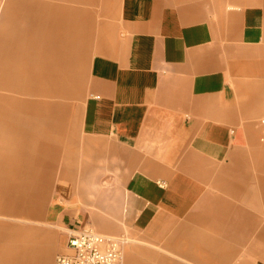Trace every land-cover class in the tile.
Masks as SVG:
<instances>
[{
  "label": "crops",
  "instance_id": "obj_1",
  "mask_svg": "<svg viewBox=\"0 0 264 264\" xmlns=\"http://www.w3.org/2000/svg\"><path fill=\"white\" fill-rule=\"evenodd\" d=\"M2 1L0 144L11 151L0 150V256L13 234L25 250L18 264H55L58 254L72 253L66 233L78 223L110 235H162L175 189H193L199 222H215L225 240L197 231L193 249L169 242L174 257L155 264H264L253 253L234 258L236 243L253 239L264 217L252 202L254 183L264 202V122L243 121L262 109L264 0H108L88 64L87 116L53 143L47 160L58 175L57 195L45 214L39 205L34 220L15 217L34 200L50 152L39 157L27 147L44 136L42 125L56 130L62 122L59 104L45 100L50 90H82L84 76L66 84L75 78L67 74V51L86 30L76 27L73 0ZM240 78L257 97L245 107L232 104L239 95L232 82ZM258 158L259 175L251 165ZM211 186L218 192L210 194ZM258 231L264 242V227ZM172 234L171 241L185 235Z\"/></svg>",
  "mask_w": 264,
  "mask_h": 264
},
{
  "label": "rangeland",
  "instance_id": "obj_2",
  "mask_svg": "<svg viewBox=\"0 0 264 264\" xmlns=\"http://www.w3.org/2000/svg\"><path fill=\"white\" fill-rule=\"evenodd\" d=\"M4 1L1 0V3ZM108 3V4H107ZM256 3V2H255ZM73 5L76 7V16L74 18V22L76 23V27L84 28L86 33L84 35L79 36V40L76 41V45L74 44L72 49L67 51V54L72 57L71 64L69 66V73L68 76L75 77L73 81L66 82L69 86H75L76 83H79L78 78L82 77L80 80L83 82V88L80 90L79 85L76 86V92L71 94L70 90H50L53 92L54 96L46 97L45 100L48 102L53 101L56 104H59L58 110L56 114H58L62 119L61 123L57 124V129H51L48 125H42L41 131L44 132V136L38 139L37 145H30L27 147V150L37 152L39 157H42V151L44 149L49 150L48 156L46 155V163L44 164V170H40V172L44 171V175H38L39 179L38 182L40 185L37 188H34L35 191L32 193L34 200L31 203L25 202L22 204V217H18V214H15V218H22L25 216L26 219H37L36 214L39 212V205H43V212L42 214L46 213L47 207L52 203L54 197L57 195L56 191V182L58 181V175H53L52 169V161L51 159L47 160V158H51L52 156V145L54 142L57 144L62 141L63 136L67 135L69 131L74 134L75 131H78L79 128L76 126L77 120L81 121L85 119L87 116V85H88V76H89V61H92L94 56L96 55V50L99 49L100 45V35H101V26L99 23L102 20L101 12L102 9L108 7L111 4V1L108 0H73ZM105 18V17H104ZM80 30V29H79ZM64 53V52H63ZM60 53L61 55H64ZM56 58L58 54H55ZM47 57V55H45ZM52 56V55H51ZM54 56V55H53ZM55 58V57H54ZM51 61V60H49ZM58 68V66L56 67ZM65 68L61 69V77H64V81L66 80V73L64 75ZM59 72V71H58ZM83 74V75H82ZM77 77V80H76ZM73 83V84H72ZM248 79H235L232 82V87L235 88V92L239 95L234 99L232 102L233 106L235 104L241 105V107H245L248 104H253L252 101L255 103L254 97L249 93L253 92L250 88H247ZM256 103L259 104V108L262 109L257 113L258 117L252 119H244L245 122H255V123H262L264 122V97L261 100H256ZM229 106L228 103L225 104ZM64 106V107H63ZM242 109V108H241ZM241 114V113H240ZM69 118L72 121H69ZM3 127H0V131H2ZM66 131V134L59 133ZM49 134V135H48ZM54 134V135H53ZM54 136V137H53ZM259 140L264 143V137L259 136ZM23 148V147H22ZM21 148V149H22ZM24 150L26 148H23ZM0 150H4L5 152L11 151L7 146H3L0 144ZM19 151V150H18ZM41 152V153H40ZM47 153V152H46ZM260 162L261 160L258 158L257 160H253L251 165L254 168V172L260 173ZM222 165V169H223ZM224 170H222V173ZM193 178V177H188ZM0 179H4V177L0 176ZM195 179V178H193ZM103 187V186H102ZM252 202L254 205L256 204V213L259 212L260 214L264 213V207L260 204H263L262 196H260V190L256 183L252 185ZM177 192H174V199L169 202V207L165 208V211L162 213V219L164 221L163 225V232L164 234H155L154 232L151 233L149 229H145L142 231H133V230H126L121 233H115L114 236L120 237L122 239V246L125 256V264H138L140 261L143 260V263L147 264H155V263H165L166 259H171L172 256L167 244L169 242L175 243H182L184 245H188L189 249H193V237L194 234H197V231H203L206 233L207 236L210 238H219L222 240L223 231L219 234V230L216 229V223L212 221H208L207 223L199 222L197 218V214L203 212V208L199 207L196 200V191L193 189H186L184 191H179V189H175ZM259 190V191H258ZM207 191H211L210 194L213 192H218L217 190L213 189L211 186ZM43 193V195H42ZM222 196L225 194L221 191ZM255 196V198H253ZM37 197V198H36ZM33 199V198H32ZM37 200V201H36ZM233 202L235 200H232ZM39 203L36 206V203ZM41 203V204H40ZM234 203L238 204L239 201H235ZM6 205L3 203L1 206ZM95 211L100 212L101 208H93ZM28 210V211H27ZM18 211V210H17ZM18 213V212H17ZM28 214H30L28 216ZM12 221V220H11ZM14 224L18 223L17 221H13ZM258 226V230L264 227V217L262 218V222ZM28 225H33L32 222H28ZM188 230H185V229ZM94 229V228H93ZM254 231L253 239L247 240V242H238L236 243V255L235 261H239L242 257H245L248 254L253 253V259H264V251H261V248L264 246V242L260 239H256V233L259 231ZM187 231V232H186ZM175 233H185L184 236L181 237V234H177L178 237L182 238V240L174 239L171 241V238L174 237ZM190 232V233H189ZM13 235V234H12ZM5 236V255L0 256V264H18V259L20 256L25 254L24 247L16 246L19 242L18 239L13 236ZM14 238V239H13ZM218 239V240H219ZM225 240V239H224ZM2 238L0 236V245L2 247ZM22 245V241H20ZM24 243V242H23ZM1 250V249H0ZM1 254V252H0ZM8 255V258H7ZM1 257H4V261H1ZM138 259L135 262V259ZM191 259L188 260V264H191Z\"/></svg>",
  "mask_w": 264,
  "mask_h": 264
},
{
  "label": "built area",
  "instance_id": "obj_3",
  "mask_svg": "<svg viewBox=\"0 0 264 264\" xmlns=\"http://www.w3.org/2000/svg\"><path fill=\"white\" fill-rule=\"evenodd\" d=\"M72 253L58 254L55 264H125L122 239L78 223L67 228Z\"/></svg>",
  "mask_w": 264,
  "mask_h": 264
}]
</instances>
